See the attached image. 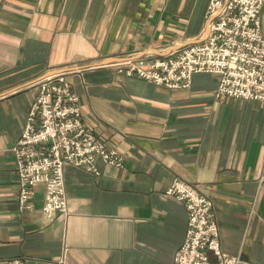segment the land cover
<instances>
[{
    "label": "crops",
    "instance_id": "1",
    "mask_svg": "<svg viewBox=\"0 0 264 264\" xmlns=\"http://www.w3.org/2000/svg\"><path fill=\"white\" fill-rule=\"evenodd\" d=\"M209 0H0V264H172L187 224L174 178L214 202L222 251L264 264V103L215 98L218 77L167 89L117 72L200 44ZM264 36V6L259 13ZM64 74L85 125L123 155L64 166L68 214L18 209L11 148L37 81ZM214 261V258L210 256Z\"/></svg>",
    "mask_w": 264,
    "mask_h": 264
},
{
    "label": "built area",
    "instance_id": "2",
    "mask_svg": "<svg viewBox=\"0 0 264 264\" xmlns=\"http://www.w3.org/2000/svg\"><path fill=\"white\" fill-rule=\"evenodd\" d=\"M264 0H209L203 43L153 61L118 64L117 72L167 89H186L193 74L217 75L215 98L264 103V36L259 13ZM21 135L11 148L18 176V209L30 207L35 186H44L42 212L68 214L64 166L99 175L97 161L121 167L123 155L98 139L85 125L78 96L64 74L36 83ZM165 195L183 203L187 213L184 240L172 264H239L240 257L222 251L214 202L194 186L174 178ZM214 258V261L210 259ZM11 264H22L15 258Z\"/></svg>",
    "mask_w": 264,
    "mask_h": 264
}]
</instances>
